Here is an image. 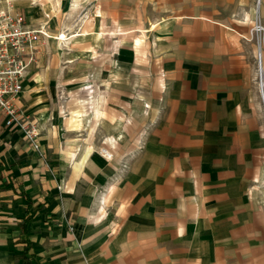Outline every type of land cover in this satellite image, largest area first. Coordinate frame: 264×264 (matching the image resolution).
I'll list each match as a JSON object with an SVG mask.
<instances>
[{
	"label": "crops",
	"instance_id": "obj_1",
	"mask_svg": "<svg viewBox=\"0 0 264 264\" xmlns=\"http://www.w3.org/2000/svg\"><path fill=\"white\" fill-rule=\"evenodd\" d=\"M250 1L13 0L51 38L16 99L38 150L0 109V264L18 239L32 264H264Z\"/></svg>",
	"mask_w": 264,
	"mask_h": 264
},
{
	"label": "built area",
	"instance_id": "obj_2",
	"mask_svg": "<svg viewBox=\"0 0 264 264\" xmlns=\"http://www.w3.org/2000/svg\"><path fill=\"white\" fill-rule=\"evenodd\" d=\"M100 7L95 6L88 14L99 17ZM257 35L264 34V27L257 23L253 27ZM64 36L60 34L59 37ZM40 37L51 38L47 33L45 25L33 28L27 25L22 14L13 8V0H0V109L6 115V124L17 123L24 133L25 138L33 148L39 149L36 125L30 121H20L16 99L23 90L22 81L24 79L28 61L32 59L35 44ZM259 66L261 62V46L259 45ZM264 103V102H263ZM104 157L111 154L106 147L99 149Z\"/></svg>",
	"mask_w": 264,
	"mask_h": 264
},
{
	"label": "rangeland",
	"instance_id": "obj_3",
	"mask_svg": "<svg viewBox=\"0 0 264 264\" xmlns=\"http://www.w3.org/2000/svg\"><path fill=\"white\" fill-rule=\"evenodd\" d=\"M94 7H92L93 9ZM16 12L23 15L24 14L21 11ZM87 12V11H86ZM86 12L84 15H82L79 19L82 21L86 19ZM25 18V17H24ZM243 24H239L241 29L240 32L242 33V39L245 43V49L248 51L247 59L252 64L253 67V77H254V83L256 86V90L258 92L259 99L261 101V106L264 114V96L262 99V95L260 91V74H259V59H258V53H259V45L261 46V52H262V58H261V65L263 68V75H264V34L263 35H257L253 31V27L255 24L260 23L264 27V0H251L250 6L248 9V13L243 14ZM263 94V93H262ZM258 192L260 195L264 196V182L260 181L258 184Z\"/></svg>",
	"mask_w": 264,
	"mask_h": 264
},
{
	"label": "trees",
	"instance_id": "obj_4",
	"mask_svg": "<svg viewBox=\"0 0 264 264\" xmlns=\"http://www.w3.org/2000/svg\"><path fill=\"white\" fill-rule=\"evenodd\" d=\"M27 215H28V213H25L24 220H23L22 227H21L22 228V232L24 234L27 233V224H28ZM19 242H23L24 243V249L21 252H19V254L17 255L16 258H18L21 261V264H32L31 260L27 256V253L29 251V243H27L26 240L21 241L19 239L15 243L17 244Z\"/></svg>",
	"mask_w": 264,
	"mask_h": 264
},
{
	"label": "bare ground",
	"instance_id": "obj_5",
	"mask_svg": "<svg viewBox=\"0 0 264 264\" xmlns=\"http://www.w3.org/2000/svg\"><path fill=\"white\" fill-rule=\"evenodd\" d=\"M262 63L260 62V67H259V74H260V91L261 89H264V75H263V68H262ZM262 99H263V94L261 92Z\"/></svg>",
	"mask_w": 264,
	"mask_h": 264
},
{
	"label": "water",
	"instance_id": "obj_6",
	"mask_svg": "<svg viewBox=\"0 0 264 264\" xmlns=\"http://www.w3.org/2000/svg\"><path fill=\"white\" fill-rule=\"evenodd\" d=\"M263 102H264V100H263Z\"/></svg>",
	"mask_w": 264,
	"mask_h": 264
}]
</instances>
